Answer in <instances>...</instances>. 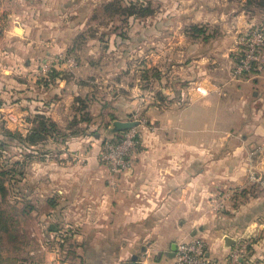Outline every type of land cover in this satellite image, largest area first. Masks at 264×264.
Listing matches in <instances>:
<instances>
[{
	"label": "crops",
	"instance_id": "obj_1",
	"mask_svg": "<svg viewBox=\"0 0 264 264\" xmlns=\"http://www.w3.org/2000/svg\"><path fill=\"white\" fill-rule=\"evenodd\" d=\"M162 3V44L148 55L158 80L146 108L153 126L126 172L113 174L99 159L100 133L68 125L74 114L60 96L82 91L83 75L56 71L49 87H37L54 95L36 103L54 130L20 146V202L42 238L35 264H168L176 242L194 236L220 259L246 241L264 264V72L234 74L237 31L256 21L244 0ZM176 21L177 38L167 30ZM204 24L202 34L190 31ZM33 123L25 118L22 136ZM65 230L59 258L48 240Z\"/></svg>",
	"mask_w": 264,
	"mask_h": 264
},
{
	"label": "rangeland",
	"instance_id": "obj_2",
	"mask_svg": "<svg viewBox=\"0 0 264 264\" xmlns=\"http://www.w3.org/2000/svg\"><path fill=\"white\" fill-rule=\"evenodd\" d=\"M112 1L0 0V141H7L5 146L0 145V264H35L42 255L37 248L42 238L35 234L36 220L28 218L20 202L21 144L4 132H20L25 118L35 121L39 115L37 101L54 98L50 91L37 89L49 87L45 79L53 75L52 70L72 77L78 71L84 76L79 79L84 84L82 91H72L73 96H60V100H68L69 112L74 114L75 123H68L70 129L100 133L101 148L106 139L119 136L121 130L113 127L115 120L136 121L140 136L153 126L146 108L151 105L152 87H157L158 80L156 71L149 69L152 60L148 55L150 47L162 44L163 3L120 0L114 5L120 6L117 10L105 7ZM251 1L246 6L256 21L251 27L264 29V0L262 5L260 0ZM133 2L147 3L152 12L136 13L138 4ZM153 15L160 21L158 24L156 20L154 27L150 20ZM177 25L178 21L167 28L176 38ZM136 99L137 106L126 105ZM69 239L61 233L48 240L56 244L59 258L64 256L62 244L67 247ZM249 256L262 264L251 252Z\"/></svg>",
	"mask_w": 264,
	"mask_h": 264
},
{
	"label": "built area",
	"instance_id": "obj_3",
	"mask_svg": "<svg viewBox=\"0 0 264 264\" xmlns=\"http://www.w3.org/2000/svg\"><path fill=\"white\" fill-rule=\"evenodd\" d=\"M236 54L239 57L234 66V74L247 75L261 72L264 69V29L247 27L237 36ZM44 69V68H43ZM140 144L138 125L120 131L117 138L106 139L99 151V159L113 174L126 172L132 164V155ZM252 181L262 183V178L254 171L249 172ZM221 205V200L216 206ZM70 235V231H62ZM248 243L242 241L237 247L230 249L224 258L211 256L207 244L201 237H191L176 242L173 259L168 264H259L247 253Z\"/></svg>",
	"mask_w": 264,
	"mask_h": 264
},
{
	"label": "trees",
	"instance_id": "obj_4",
	"mask_svg": "<svg viewBox=\"0 0 264 264\" xmlns=\"http://www.w3.org/2000/svg\"><path fill=\"white\" fill-rule=\"evenodd\" d=\"M117 1H120V0H115V1H112V2H108L105 4V7H113V8H116L119 9L118 7H114V5H119L120 2L118 3ZM251 0H248V1H244V4L247 6V5H250ZM252 2V1H251ZM135 4H138L137 7H135L134 11L137 13V12H152V8L148 6V4L146 3V5H143L142 3H137V2H133ZM261 5H262V0H260ZM134 4V5H135ZM255 6H257L256 4H254ZM148 7V8H147ZM251 26V25H250ZM205 26H197V25H191L190 26V31H192L193 33H196V34H202L203 31H204V28ZM252 27H256V25L252 26ZM238 54H236L235 56V63L238 61L239 57L237 56ZM53 72V75L50 76L49 78L45 79L46 80V83L52 81L54 75L56 74V71L55 70H52ZM74 119V118H73ZM70 123H75V120L74 121H71ZM54 130V124L48 119L46 118L45 116L43 115H38L35 119V123L32 125L30 131L27 133V135L25 136H22V134L20 132H13V131H5L4 134L8 137L10 136L11 138H15L17 139V141L20 142V144H25V142L27 143H35V142H38L40 140H43L46 138L47 134H49V132L53 131ZM72 130V129H71ZM74 132H77L75 130H73ZM6 142L7 141H4V140H1L0 141V145L3 147L6 145ZM250 245H248V248H247V252H248V255L250 253ZM259 261V260H258Z\"/></svg>",
	"mask_w": 264,
	"mask_h": 264
},
{
	"label": "water",
	"instance_id": "obj_5",
	"mask_svg": "<svg viewBox=\"0 0 264 264\" xmlns=\"http://www.w3.org/2000/svg\"><path fill=\"white\" fill-rule=\"evenodd\" d=\"M17 30L20 31L21 29L17 27ZM137 122L136 121H122V120H115L114 121V130H123V129H126V128H129V127H132L134 125H136ZM224 241L226 244H232L234 242V240L229 237V236H226L224 238ZM135 257H133L134 259Z\"/></svg>",
	"mask_w": 264,
	"mask_h": 264
}]
</instances>
